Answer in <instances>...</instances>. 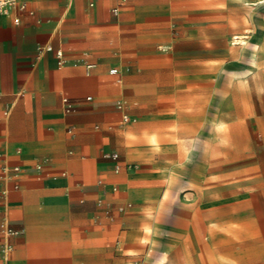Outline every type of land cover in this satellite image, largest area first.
<instances>
[{"label": "crops", "instance_id": "0c3cea01", "mask_svg": "<svg viewBox=\"0 0 264 264\" xmlns=\"http://www.w3.org/2000/svg\"><path fill=\"white\" fill-rule=\"evenodd\" d=\"M185 6L191 0H19L0 13V264H264V242L256 235L264 159L263 172L259 166L251 176L243 171L230 185L246 192L203 193L202 235H195V210L185 205L195 198L179 193L190 157L212 160L225 121L218 104L216 126L210 123L211 94L204 91L192 126L164 130L169 112L157 90L165 88L159 76L165 65L148 64V47L166 39L149 26L168 25L169 10ZM195 35L171 34L173 41L204 46L183 53L173 67L184 68L183 76L203 72V87L211 88L213 36L210 30ZM257 99L264 105V91ZM256 110L264 130V108ZM165 136L177 140L164 144ZM191 138L181 156L180 143ZM110 152L119 159L105 158ZM169 152L177 171L167 175L164 189ZM7 227L18 233L7 235ZM204 233L208 240L197 246Z\"/></svg>", "mask_w": 264, "mask_h": 264}, {"label": "rangeland", "instance_id": "374dc122", "mask_svg": "<svg viewBox=\"0 0 264 264\" xmlns=\"http://www.w3.org/2000/svg\"><path fill=\"white\" fill-rule=\"evenodd\" d=\"M184 4L188 5L187 2ZM203 14L211 16V24H204L207 18L205 19ZM168 15V25L149 26V31L161 33V37L166 40L150 42L148 47V64L164 63L165 65V71L159 72L165 88L157 90L159 94L164 95V108L169 112L168 119L164 122V130L174 132L180 129V132L183 133L186 131V129H182L183 124L192 126L195 123L193 121V112H195L193 106L202 102L206 95L204 91H210L211 94L210 123L215 125L218 104L222 105L221 114L225 118V121L218 124V126H222L224 133L223 136L217 137L212 146V160L202 162L200 153L190 157L189 162L192 161L193 164H191L192 162L188 163L190 166L185 170L187 173L184 174L183 185L179 190L180 194H190L195 198L193 201H186L185 205L186 208L189 207V210H195V235H202L201 228L205 223L202 210L208 204L207 201H203L205 198L203 193L220 192L228 195L235 191L246 192L243 187L235 189V187L230 188V185L241 181L239 179H241L243 171L251 176L253 169H257L259 166L260 171L263 172L264 130H260L257 123L258 116L254 112L258 108H264V105L257 104V93L264 91V0H244L243 2L191 0L190 8L185 6L178 10L170 9ZM223 17L227 18V24L220 23ZM209 30L213 36L209 43L212 86L204 88L203 72L200 76H183L186 74L184 68L173 67L174 62L182 60L183 53L203 51V42L191 39L173 41L171 34L175 38L177 33L182 36L187 32H195L194 38H196L199 36L198 34L207 33ZM236 35L243 36L244 41L236 44L234 40ZM156 44L164 46L160 49ZM172 45L173 47H171ZM162 51L169 52L168 57L162 58L160 56ZM193 73H197V71H193ZM156 74L149 72L148 79H155ZM199 82L202 84L200 85ZM216 84H220V87H217ZM195 108L199 110V107ZM197 116L206 119L209 117L207 112L206 114L197 112ZM182 119L191 121L184 123ZM162 140H164V144H172L176 142L177 138L165 136ZM178 140L181 139L178 138ZM191 140L192 138L189 139V142L180 143L181 156L182 152L187 156ZM199 159H201L200 162ZM163 160L166 172L164 189H166L167 175L177 169L171 168L175 161L172 152L167 153ZM220 180L225 182H220ZM195 194L196 196H194ZM252 208L254 207L251 206L250 209L252 210ZM260 213L259 223L262 226L256 235L259 234L261 242H264V212L260 209ZM212 218L214 219V217ZM217 218L220 216L218 215ZM203 235L202 239L195 240L197 246L201 244V241L208 240L209 234L204 233ZM244 239L245 243L251 242V239ZM234 245L235 242L231 244V246Z\"/></svg>", "mask_w": 264, "mask_h": 264}, {"label": "built area", "instance_id": "2783aa9c", "mask_svg": "<svg viewBox=\"0 0 264 264\" xmlns=\"http://www.w3.org/2000/svg\"><path fill=\"white\" fill-rule=\"evenodd\" d=\"M19 0H0V13H5V12H7L8 11V9H9V7L12 5V4H14V3H16V2H18ZM49 49H52V47L51 46H49L48 47ZM57 55L60 57V56H62V52L60 51V50H58L57 51ZM64 63V61L63 60H60L59 61V64H63ZM94 67V64H87V68L88 69H91V68H93ZM111 74H116L117 72H118V70L116 69V68H114V69H112L111 71ZM90 98V97H89ZM88 98V99H89ZM63 101H64V104H65V110L67 111V112H70L72 109H73V105H72V102L70 101V99L68 98V97H65L64 99H63ZM118 108L119 109H122L123 108V105L122 104H119L118 105ZM123 120L125 121V122H128L129 120H130V118L127 116V115H124L123 116ZM104 157L105 158H107V159H111V160H113V161H117L118 159H119V154L117 153V152H110V153H106V154H104ZM120 168V165H116V169L118 170ZM5 229V231H6V234L7 235H14V234H17L18 232L17 231H15V230H12V229H10V228H4ZM11 251V247L10 246H6L5 248H4V250H3V252L5 253V255H8L9 254V252Z\"/></svg>", "mask_w": 264, "mask_h": 264}, {"label": "bare ground", "instance_id": "6f19581e", "mask_svg": "<svg viewBox=\"0 0 264 264\" xmlns=\"http://www.w3.org/2000/svg\"><path fill=\"white\" fill-rule=\"evenodd\" d=\"M234 40H235V43L237 44V43H241V42H243V41H244V38H243V36H241V35H236V36L234 37Z\"/></svg>", "mask_w": 264, "mask_h": 264}]
</instances>
